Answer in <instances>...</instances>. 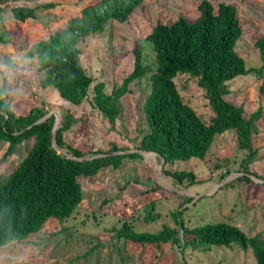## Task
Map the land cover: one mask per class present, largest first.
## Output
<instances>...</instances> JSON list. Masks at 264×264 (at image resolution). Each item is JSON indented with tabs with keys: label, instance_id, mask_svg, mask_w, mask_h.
<instances>
[{
	"label": "rangeland",
	"instance_id": "rangeland-1",
	"mask_svg": "<svg viewBox=\"0 0 264 264\" xmlns=\"http://www.w3.org/2000/svg\"><path fill=\"white\" fill-rule=\"evenodd\" d=\"M199 1L144 0L126 20L110 18L101 31L79 38L80 64L93 82L87 96L77 105L60 97L55 88L40 85L36 57L28 55V50L36 41L63 30L70 18L81 17L86 7L102 11L108 4L102 0L3 2L0 98L16 115L36 107L46 115L53 114L57 122L69 112L75 121L64 132V142L83 153L106 152L112 143L128 148L121 152L140 150L136 147L149 130L143 103L150 90V72L132 82L130 91L118 100L119 113L112 125L92 106L93 85L103 82L107 94L120 85L133 68L136 47L143 63L153 70L155 53L146 40L147 34L157 21L169 24L178 15L195 20ZM209 1L214 7L220 1L236 6L242 33L235 50L247 66H259V51L254 43L264 36V0ZM40 2H53L55 7L40 9L35 19L25 22L17 21L10 13L12 7H32ZM174 81L182 98L208 121L212 111L196 79L178 73ZM263 82L264 72L260 76L238 75L228 81L230 92L224 98L242 105L243 115L248 117L258 105L264 108V92H259ZM32 141L30 138L16 145L5 158L2 156L7 143L0 144V177L19 164ZM251 142L257 154L248 169L264 177V111L253 124ZM245 155L231 128L216 134L202 159L163 163L156 153L145 151L124 158L117 169L108 166L93 176H80L83 199L75 211L64 220L50 217L39 232L0 246V264H256L251 248L242 249L237 244L212 245L208 249L180 248L171 242L157 246L117 238L112 230L126 224L137 232H156L163 224L178 227L173 213L179 212L187 227L228 221L248 237H264V181L253 174L249 175L251 182L240 179ZM180 171L191 172L192 181L179 176ZM179 233L184 239L190 238L181 228Z\"/></svg>",
	"mask_w": 264,
	"mask_h": 264
},
{
	"label": "trees",
	"instance_id": "trees-1",
	"mask_svg": "<svg viewBox=\"0 0 264 264\" xmlns=\"http://www.w3.org/2000/svg\"><path fill=\"white\" fill-rule=\"evenodd\" d=\"M15 1L38 0H0V4ZM102 1L108 4L104 10L86 7L81 17L70 18L63 30L36 41L28 50V55L36 57L41 72L40 85L55 88L60 97L75 105L87 96L93 82L80 64L78 39L101 31L110 18L126 20L144 0ZM54 7L53 2H40L32 7H12L10 13L17 21L25 22L35 19L40 9ZM197 10L199 15L192 21L182 15L169 24L157 21L146 36L155 53V68L149 69L143 63L140 49L134 48L131 72L109 94L105 93L103 82L95 83L92 106L112 125L119 113L118 100L130 91L132 82L150 72V90L143 103L149 130L142 135L137 149L156 153L163 163L192 157L202 159L216 134L232 128L238 147L246 151L240 179L251 182L249 175L253 174L264 181V177L248 169L257 154L251 142L253 124L262 117L264 108L258 105L245 117L242 105H234L224 98L230 92L228 81L234 77L263 74L264 36L254 43L260 65L247 66L235 50L242 33L236 6L220 1L214 7L209 0H200ZM178 73L195 78L196 84L204 90L212 111L208 121L197 115L180 95L174 81ZM259 92H264V82ZM46 114L33 107L26 114L16 115L5 99L0 98V144L7 143L2 157L21 142L33 140L19 164L0 177V246L39 232L50 217L58 220L69 217L83 199L80 176H93L108 166L117 169L124 158L138 155L136 151L121 152L128 148L115 143L106 152L83 153L64 142V132L75 121L73 115L64 113L53 134L55 116L45 117ZM53 140L64 153L56 149ZM177 174L192 181L191 172ZM179 216V212L173 213L178 227L163 224L156 232H137L128 224L112 230L117 238L157 246L171 242L180 248L208 249L212 245L237 244L242 249L251 248L256 264H264V237L260 234L248 237L240 227L228 221L187 227ZM179 228L190 238H182Z\"/></svg>",
	"mask_w": 264,
	"mask_h": 264
},
{
	"label": "water",
	"instance_id": "water-1",
	"mask_svg": "<svg viewBox=\"0 0 264 264\" xmlns=\"http://www.w3.org/2000/svg\"><path fill=\"white\" fill-rule=\"evenodd\" d=\"M48 115H50V114H48ZM48 115H46V116H48ZM46 116H45V117H46ZM60 122H61V118L59 117V118H58V121L55 123L53 134H55L56 130L58 129V127H59V125H60ZM53 143H54V145H56L54 140H53ZM55 147H56V149H59V150H58L59 152H63V150L60 149L59 147H57V146H55ZM133 151H137V152H139V153L145 152V151H143V150H133ZM63 153H64V152H63Z\"/></svg>",
	"mask_w": 264,
	"mask_h": 264
}]
</instances>
